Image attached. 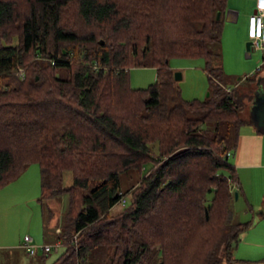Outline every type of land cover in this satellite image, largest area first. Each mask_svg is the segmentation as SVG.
Wrapping results in <instances>:
<instances>
[{
  "label": "trees",
  "instance_id": "16d2710c",
  "mask_svg": "<svg viewBox=\"0 0 264 264\" xmlns=\"http://www.w3.org/2000/svg\"><path fill=\"white\" fill-rule=\"evenodd\" d=\"M227 6L0 0V188L38 163L39 200L68 194L58 233L65 251L52 264H94L100 248H114L112 264H239L252 221H231L244 191L229 159L264 75H247L242 87L215 80L210 45L222 39ZM174 57L205 58L204 100L178 94ZM146 66L157 69L155 83L134 88L130 70ZM149 162L126 207L122 174Z\"/></svg>",
  "mask_w": 264,
  "mask_h": 264
},
{
  "label": "rangeland",
  "instance_id": "374dc122",
  "mask_svg": "<svg viewBox=\"0 0 264 264\" xmlns=\"http://www.w3.org/2000/svg\"><path fill=\"white\" fill-rule=\"evenodd\" d=\"M225 23L222 39L210 45V50L214 53V78L227 87L232 88L237 84L242 87L248 84L245 79L247 75L252 78L258 69L260 71L257 74L264 73V66L260 69L264 61V52L261 49L257 51L247 49V43L250 42L247 21L244 24L237 21L228 26L226 13ZM89 64L97 69L96 64ZM170 67L181 74V78L175 77V85L179 89L178 94L183 99L201 101L209 95L210 83L205 70L204 57H174L170 61ZM103 69L109 70V67L103 66ZM17 72L23 77L25 71L24 68H19ZM156 77L157 69L152 66L132 67L130 70V82L134 88L145 89L155 83ZM177 101L179 98L175 96L170 102ZM233 159L231 155L230 163H233ZM152 168V163L149 162L143 165L142 173L135 170L122 174L121 189L125 193L128 191L125 194L126 207L130 205V192L141 185L143 175L148 174ZM72 179V172L66 171L63 184L70 185ZM239 179L245 195L250 196L257 204H261L264 200V167L248 170L242 173ZM41 192V170L38 163L30 165L20 178L0 188V264H52L65 251V246L62 244L57 250L52 249L49 257L44 261L39 255L30 256L26 251L24 253L15 248L24 245L25 235L31 236L36 246L55 243L59 238V234L55 231L56 226L61 225L63 212L70 198L65 193L62 197H54L41 202L39 200ZM244 193H240L239 199L236 198L231 203L233 212L231 221L246 223L252 221V226L248 235L247 233L242 234L236 248L235 258L240 259L237 254L244 257V253L264 258V243L262 247L251 251L245 245L246 242L251 243L249 242L251 240L264 238V217L258 215V211H262V208L256 207L255 210H250ZM125 206L123 203L117 204L111 211L117 214ZM253 234L257 236L252 237ZM38 252V254L43 253L41 249ZM90 254L94 264H112L115 258L114 248H100ZM239 264H243V261L240 260Z\"/></svg>",
  "mask_w": 264,
  "mask_h": 264
},
{
  "label": "crops",
  "instance_id": "0c3cea01",
  "mask_svg": "<svg viewBox=\"0 0 264 264\" xmlns=\"http://www.w3.org/2000/svg\"><path fill=\"white\" fill-rule=\"evenodd\" d=\"M256 4H257V0H228V6H227L228 10L226 12L228 26L232 25L237 21L243 22V24L246 23V21L248 22L250 15L256 10ZM248 28H249V22H248ZM248 28H247V33H248ZM263 66H264V61L262 62L260 69H262ZM259 71L260 70L258 69L256 72ZM262 74L264 75V73ZM258 86H259L258 90L264 92V82L263 83L260 82ZM251 105L252 102L249 105V116L252 122L247 123V125H244L240 129L239 141L236 148L237 151L233 156L234 157L233 163H231L232 165H235L237 168L238 178L241 176L242 173L248 170L261 169L264 167V127L262 126L260 127L257 121H255L252 118L250 114L252 108ZM240 179H242V177ZM239 196L237 199H239ZM245 198L248 201L249 205L253 207V210H255L256 207L262 208L263 209L262 211H258V215L264 217V208H263L264 200L261 204L259 203L257 204L250 196L245 195ZM59 230H61L60 227L56 226L55 231L57 234L59 233ZM248 232H246L247 235ZM254 234L252 235V237L257 236ZM246 241L248 240L246 239ZM57 242H61V241L58 240ZM249 242L251 243L246 242L247 244H245L248 246V249L250 251L256 250V248L263 246L264 238H261V240H251ZM55 243H46V244L52 245ZM62 244L63 243H61V245ZM15 248L24 251V253L26 251V253L31 256V254H29L28 250L24 245L17 246ZM55 249L57 250L58 248ZM34 256H38V255H34ZM237 256L240 258V260L243 261V264H264V258L262 257L257 258L254 256H249L247 253H244V257H240V254H237Z\"/></svg>",
  "mask_w": 264,
  "mask_h": 264
},
{
  "label": "built area",
  "instance_id": "2783aa9c",
  "mask_svg": "<svg viewBox=\"0 0 264 264\" xmlns=\"http://www.w3.org/2000/svg\"><path fill=\"white\" fill-rule=\"evenodd\" d=\"M248 22V36L250 39V48L248 50L257 51L261 49L264 52V0H257L256 10L250 15ZM24 246L29 254L34 255L38 249H41L43 252H50L52 248L61 246V242L52 245L36 246L32 237L25 235Z\"/></svg>",
  "mask_w": 264,
  "mask_h": 264
},
{
  "label": "water",
  "instance_id": "95a60500",
  "mask_svg": "<svg viewBox=\"0 0 264 264\" xmlns=\"http://www.w3.org/2000/svg\"><path fill=\"white\" fill-rule=\"evenodd\" d=\"M249 48H250V42L247 43V49ZM175 77L181 78V74L179 72H176ZM255 93H256V96L254 100L252 101V105H251L252 108H251L250 114L252 118L255 121H257L260 127L261 126L264 127V92L257 90ZM235 193H236V198H238L239 193L237 192ZM207 214H208V211H207Z\"/></svg>",
  "mask_w": 264,
  "mask_h": 264
}]
</instances>
